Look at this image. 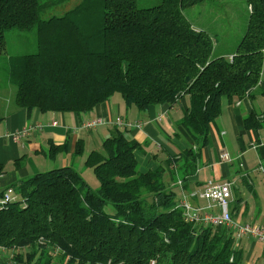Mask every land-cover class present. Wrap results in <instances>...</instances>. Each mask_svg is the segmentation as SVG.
Here are the masks:
<instances>
[{"label":"trees","instance_id":"trees-1","mask_svg":"<svg viewBox=\"0 0 264 264\" xmlns=\"http://www.w3.org/2000/svg\"><path fill=\"white\" fill-rule=\"evenodd\" d=\"M58 1L0 0V53L6 31L35 30V50L8 57L16 108L82 114L118 93L126 106L144 110L186 95L179 125L192 145L167 161L185 181L196 171L221 99L264 94V0H244L242 30L228 40L186 16L207 0H160L149 7L136 0H79L61 15L40 16ZM262 121L251 112L243 124L256 129ZM65 146L50 143L48 155ZM138 146L114 127L101 148L87 154L84 166L97 188L70 164L0 189V198L7 188L15 196L0 204V247L15 264H243L244 249L229 229L186 221L163 174L138 170ZM82 152L78 141L74 156Z\"/></svg>","mask_w":264,"mask_h":264},{"label":"crops","instance_id":"crops-1","mask_svg":"<svg viewBox=\"0 0 264 264\" xmlns=\"http://www.w3.org/2000/svg\"><path fill=\"white\" fill-rule=\"evenodd\" d=\"M254 91L255 89L251 93H255ZM187 108L186 95L171 105L153 104L144 110H138L134 105L126 106L122 98L110 96L82 114L41 111L37 108L28 112L23 108L14 107L10 101L6 102L0 90V116L3 117L0 121V163L4 166V172L0 175V189L19 179L52 168L70 164L83 167L87 154L91 150L100 149L102 141L110 135L114 127H118L129 139L139 143L134 150L138 170H157L163 177L166 175L165 183L175 190L176 201L184 196L192 205L201 207L202 212L217 211L216 207L208 206V201L197 194L209 180H229L232 182V217L240 223L251 222L264 228V211L257 206L252 210L251 218L247 219V203L240 195H235V191L239 190L235 186L236 180L241 179L246 188L256 196L254 182L250 177L251 170L261 172L260 176L264 178V121L256 129L246 128L243 124L244 117L251 112L264 120V94H256L253 99L245 95L234 102L221 99L220 114L209 126L207 143L201 149L196 171L182 181L177 175L176 164L172 166L167 161L192 145L191 139L179 125V120ZM115 116L122 117L131 125L116 126L109 121L92 129L80 127L84 118L101 117L107 121ZM35 125L38 126L20 141H14L10 136L12 132L25 126ZM78 141L83 143V152L74 156ZM50 143H65V150L51 157L48 155ZM249 152H252L256 162L253 163L246 157ZM222 153H227L230 160L222 159ZM16 160L19 161L17 164ZM172 172H175V177ZM245 238L252 240L250 253L256 247L255 242L264 245V242H254V239L248 236L241 237L238 242L234 240V244L243 248L242 240ZM10 252L0 247V264H15L10 258ZM243 264L251 263L244 259Z\"/></svg>","mask_w":264,"mask_h":264},{"label":"rangeland","instance_id":"rangeland-1","mask_svg":"<svg viewBox=\"0 0 264 264\" xmlns=\"http://www.w3.org/2000/svg\"><path fill=\"white\" fill-rule=\"evenodd\" d=\"M40 2L56 1V0H39ZM160 0H136V6L149 7L157 4ZM79 0H62L53 4L49 8H45L40 13L42 18H47L50 15H61L66 10L72 8ZM186 16L190 21L197 24L211 25L217 29L220 35H223L221 39H232L239 36L244 20L246 17V5L244 0H207L201 4L191 6L185 11ZM5 37V50L0 53V90L6 99V102H11L13 105V95L15 87L9 81L6 74V68L8 66V57L13 54L22 52H32L35 46V30H17L11 29L4 33ZM113 97L121 98L118 93L112 95ZM12 97V99H10ZM251 162H256L252 152H249L246 156ZM76 166V165H75ZM85 179V181L92 187L97 188L99 183L93 174L91 168L86 166H76ZM258 166H255V168ZM250 177L254 182V188L256 190V196L252 194L243 184L241 179L236 180L235 186L239 189L235 191V195H240L242 200L247 203L248 212L247 219L251 218L252 210L258 206L261 211H264V178H262L261 172L251 170ZM163 180H167L164 175ZM107 210L111 207L107 206ZM242 246L244 248V259H248L251 264H264V248L261 243H256V247L250 253V243L252 240L243 239ZM260 244V245H259ZM262 254V255H261ZM243 259V260H244Z\"/></svg>","mask_w":264,"mask_h":264},{"label":"built area","instance_id":"built-area-1","mask_svg":"<svg viewBox=\"0 0 264 264\" xmlns=\"http://www.w3.org/2000/svg\"><path fill=\"white\" fill-rule=\"evenodd\" d=\"M111 122L116 126H130L131 124L124 121L122 117L115 116L113 119L105 120L101 117L84 118L80 123V127L85 129H92L105 122ZM54 123V122H53ZM139 125V123H136ZM36 126H25L20 130L14 131L10 134L14 141H20L22 137L28 135L29 132ZM221 158L224 160H230L227 153H222ZM232 182L224 180L220 182L207 181L201 192L197 195L203 199H206L209 203L208 206L216 207L217 211L202 212V208L192 205L186 197H181L175 201L174 207L180 208L183 218L188 222L195 224L208 225L215 228H226L231 231V236L236 242L243 236L251 237L252 239L264 242V228L251 222L240 223L235 220L230 212V202L232 200L231 192ZM15 198L13 190L7 188L2 197L0 198V204L7 203ZM107 264H110L109 262ZM147 264H156L154 259H150Z\"/></svg>","mask_w":264,"mask_h":264}]
</instances>
